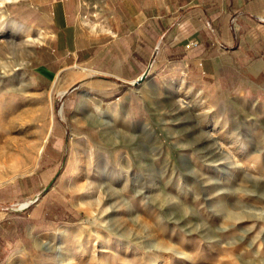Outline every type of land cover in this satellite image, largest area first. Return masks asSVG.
<instances>
[{
	"label": "rangeland",
	"instance_id": "rangeland-1",
	"mask_svg": "<svg viewBox=\"0 0 264 264\" xmlns=\"http://www.w3.org/2000/svg\"><path fill=\"white\" fill-rule=\"evenodd\" d=\"M36 1L0 0L3 203L23 199L11 194L42 162L64 97L36 65ZM254 93L149 85L134 121L52 156L46 173L76 215L33 230L29 253L8 264H264V91Z\"/></svg>",
	"mask_w": 264,
	"mask_h": 264
},
{
	"label": "crops",
	"instance_id": "crops-1",
	"mask_svg": "<svg viewBox=\"0 0 264 264\" xmlns=\"http://www.w3.org/2000/svg\"><path fill=\"white\" fill-rule=\"evenodd\" d=\"M34 7L30 21L43 32L36 65L44 77L57 76L64 97L42 162L25 178V193L11 194L23 199L0 202V264L29 253L33 230L76 215L46 173L52 156L69 155L75 140L104 123L134 121L149 85L253 91V100L264 91V0H38Z\"/></svg>",
	"mask_w": 264,
	"mask_h": 264
},
{
	"label": "water",
	"instance_id": "water-1",
	"mask_svg": "<svg viewBox=\"0 0 264 264\" xmlns=\"http://www.w3.org/2000/svg\"><path fill=\"white\" fill-rule=\"evenodd\" d=\"M149 66H150V62L147 64V66L145 67V69L137 76V80H141L143 77H145L148 73L149 70Z\"/></svg>",
	"mask_w": 264,
	"mask_h": 264
}]
</instances>
